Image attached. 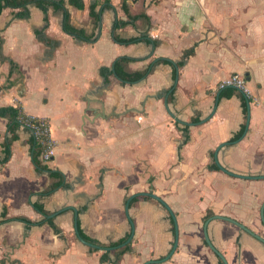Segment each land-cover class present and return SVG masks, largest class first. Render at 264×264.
Here are the masks:
<instances>
[{
    "label": "crops",
    "instance_id": "obj_1",
    "mask_svg": "<svg viewBox=\"0 0 264 264\" xmlns=\"http://www.w3.org/2000/svg\"><path fill=\"white\" fill-rule=\"evenodd\" d=\"M94 1L0 15V108L55 140L43 169L32 132L0 116V264H264V243L217 217L264 239V0H130L149 21L117 31L148 38L129 45L121 0L98 23ZM123 58L146 75L120 77ZM235 73L253 104L220 88Z\"/></svg>",
    "mask_w": 264,
    "mask_h": 264
},
{
    "label": "trees",
    "instance_id": "obj_2",
    "mask_svg": "<svg viewBox=\"0 0 264 264\" xmlns=\"http://www.w3.org/2000/svg\"><path fill=\"white\" fill-rule=\"evenodd\" d=\"M68 1L71 5L75 6L76 8H78L80 10H84L86 7L84 0H68ZM129 1L130 0H121L122 9L127 15V20L118 19L114 25V28H113L114 39L117 42L125 44V45L138 43L141 41H146L148 39L145 36L144 37L123 38L117 33V31L120 28L126 27L128 25H132V24L134 25V22L137 19H139L140 17H143L144 19L149 21L148 17L145 16L144 14L143 15H132L130 13V9H129ZM31 5L36 6L37 8L41 9L44 13H47L51 7L54 10H61L62 8L65 9V0H0V15L3 13V11L5 9L10 8V9H13L15 11L13 14L15 15L16 18H20V19L27 18L30 16L29 6H31ZM100 6H103V8L101 10H99ZM106 8H112L111 0H96L90 4V6H89L90 16L92 18H94L96 23H98V21L100 20L102 11L105 10ZM68 16H69V13H68ZM68 16H66L65 30L68 33L73 34L75 36H80V37L82 36L83 37L84 32L82 30L74 29L69 24V22H68L69 17ZM46 21L48 22V19ZM126 61H127V59L123 58V59L118 60L116 63V72L120 77H122L123 79L135 81L137 79L143 78L146 75L147 70L143 71V72L132 73V74L124 72L120 68V65ZM23 114H24V112L19 107L0 108V116H6V115L9 116L10 122H11L10 130L13 133L15 132V130L18 127L22 126L20 119H21V115H23ZM35 121H37V119H35ZM12 139H14V138L12 137ZM34 140H35L34 161L36 162V164L39 167H42L43 169H45L46 167L42 166L40 161H39V156L42 153V146L35 139V137H34ZM8 147H10V144H8ZM9 156H10V150H8L7 157L4 160V162L8 160ZM132 203H133V201H132ZM41 211L43 214H46V215L49 214L45 210L41 209ZM18 219L22 220V221L30 222L26 218H18ZM51 222H52V219H51ZM88 241H90L91 243H94L96 245H100V246H104V247H107V246L115 247V246H118V245L125 242V240H121V241H118L115 243L103 244L99 241H94V240H88ZM130 250H131V248L128 245L121 250V254H124L125 252H128ZM105 260H106V258L104 255V256H102V261H105Z\"/></svg>",
    "mask_w": 264,
    "mask_h": 264
},
{
    "label": "built area",
    "instance_id": "obj_3",
    "mask_svg": "<svg viewBox=\"0 0 264 264\" xmlns=\"http://www.w3.org/2000/svg\"><path fill=\"white\" fill-rule=\"evenodd\" d=\"M220 88H233L240 91L249 100V104L254 103L251 95L248 79L241 74L235 73L220 83ZM253 99V100H252ZM37 119V121H35ZM22 126L30 130L35 139L42 146L41 158L44 162H50L54 156L55 140L51 135L50 126L47 120L34 118L28 115H21Z\"/></svg>",
    "mask_w": 264,
    "mask_h": 264
},
{
    "label": "water",
    "instance_id": "obj_4",
    "mask_svg": "<svg viewBox=\"0 0 264 264\" xmlns=\"http://www.w3.org/2000/svg\"><path fill=\"white\" fill-rule=\"evenodd\" d=\"M144 194H145V193H144ZM137 195H143V194H137ZM149 195L153 196L154 198H157V199L160 201V199H159L158 197H156L155 195H153V194H149ZM133 197H135V196H133ZM126 208H127V210H128V209H129V205H127ZM261 216H262V220H263V222H264V204H263V206H262ZM217 217H218V218L225 219V220H228V221H230V222H232V223L238 225L240 228H242L243 230H245L246 232H248V233H250L252 236H254L256 239H258V240H260V241H262V242L264 243V239H263L260 235H258V234H256V233L252 232L250 229H248L246 226H244L243 224L239 223L238 221L233 220V219H230V218H226V217H219V216H217ZM205 236H206L207 242H208V244L210 245V247L216 252V254H218L220 257H222V255L216 250V248H214V246L211 244V242H210V240H209V238H208L207 224H206V227H205ZM80 240H81L84 244H86V245H89V246H92V247L98 248V246L93 245V244H91V243H88V242H86L85 240H83L82 238H80Z\"/></svg>",
    "mask_w": 264,
    "mask_h": 264
}]
</instances>
